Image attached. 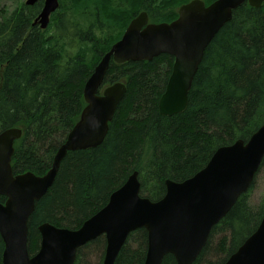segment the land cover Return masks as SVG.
Returning a JSON list of instances; mask_svg holds the SVG:
<instances>
[{
	"label": "trees",
	"instance_id": "trees-1",
	"mask_svg": "<svg viewBox=\"0 0 264 264\" xmlns=\"http://www.w3.org/2000/svg\"><path fill=\"white\" fill-rule=\"evenodd\" d=\"M168 0H59L47 29L33 25L43 8L25 3L0 19V133L21 128L15 141V174L45 175L86 107L84 86L112 45L140 11L151 21H172L162 8ZM159 8V9H158ZM176 18V17H175ZM174 57L152 61L111 62L103 88L125 82L108 135L96 148L68 152L53 186L36 203L29 219V251L39 248V225L78 229L109 202L134 172L141 195L152 201L166 194V180L184 181L202 170L216 150L247 141L264 124V5L248 3L207 47L189 92L187 108L160 113ZM250 190L216 224L193 264H224L252 235L264 217V192L258 202ZM6 201L0 196V202ZM148 233H130L115 264H144ZM102 246L101 236L78 250L75 264H85V250ZM5 244L0 235V264ZM103 262V260H102ZM100 262L99 264H102ZM162 264H178L171 254Z\"/></svg>",
	"mask_w": 264,
	"mask_h": 264
},
{
	"label": "water",
	"instance_id": "water-1",
	"mask_svg": "<svg viewBox=\"0 0 264 264\" xmlns=\"http://www.w3.org/2000/svg\"><path fill=\"white\" fill-rule=\"evenodd\" d=\"M40 0H26L33 6ZM33 25L48 28L59 0H43ZM246 1L262 7L264 0H216L206 6L200 0L183 5L172 22L151 23L147 12L137 15L102 57L84 86L86 107L66 141L54 156L50 170L15 174L12 157L21 128L0 133V235L4 241L3 264H75L78 250L101 236L106 238L102 264H115L131 232L148 233L144 264H162L171 254L178 264H193L206 246L213 227L247 193L264 160V124L247 140L220 147L208 164L184 181L166 180V194L152 201L141 195L138 172L114 191L109 202L78 229L44 222L38 227L40 248L29 251V219L53 186L61 162L70 151L96 148L106 139L110 123L127 92L125 82L103 90L111 62L152 61L161 54L174 57L166 91L159 101L162 115L182 113L205 51L228 23L234 10ZM224 264H264V217L258 228Z\"/></svg>",
	"mask_w": 264,
	"mask_h": 264
},
{
	"label": "rangeland",
	"instance_id": "rangeland-1",
	"mask_svg": "<svg viewBox=\"0 0 264 264\" xmlns=\"http://www.w3.org/2000/svg\"><path fill=\"white\" fill-rule=\"evenodd\" d=\"M26 0H0V19L5 12L11 13L14 9L22 6ZM264 192V170L257 176L255 187L252 192V201L258 202ZM102 246H92L85 250V264H99L103 260Z\"/></svg>",
	"mask_w": 264,
	"mask_h": 264
},
{
	"label": "flooded vegetation",
	"instance_id": "flooded-vegetation-1",
	"mask_svg": "<svg viewBox=\"0 0 264 264\" xmlns=\"http://www.w3.org/2000/svg\"><path fill=\"white\" fill-rule=\"evenodd\" d=\"M191 1H194V0H168L167 3H166V5L162 9H164L166 11H169L171 18H173L175 16L176 18L174 17L173 20H172V21H174V20H176L179 17V10H180V8L183 5H185L187 3H190ZM200 1H202L206 6H208V5L212 4L213 2H215L216 0H200ZM245 3H248L249 4L248 1H246ZM263 5H264V3H263ZM141 12H147L148 13V11L142 10L137 15H139ZM137 15H134V18ZM148 15H149V13H148ZM172 21L153 22V21H151V18H150V15H149V22H151V23H163V22L169 23V22H172Z\"/></svg>",
	"mask_w": 264,
	"mask_h": 264
}]
</instances>
